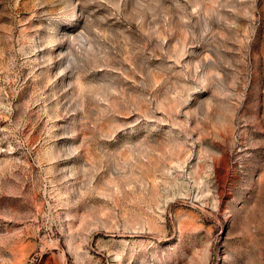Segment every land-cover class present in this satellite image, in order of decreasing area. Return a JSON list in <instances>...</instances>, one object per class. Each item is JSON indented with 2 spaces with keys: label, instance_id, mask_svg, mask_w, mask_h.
<instances>
[{
  "label": "rangeland",
  "instance_id": "rangeland-1",
  "mask_svg": "<svg viewBox=\"0 0 264 264\" xmlns=\"http://www.w3.org/2000/svg\"><path fill=\"white\" fill-rule=\"evenodd\" d=\"M0 264H264V0H0Z\"/></svg>",
  "mask_w": 264,
  "mask_h": 264
}]
</instances>
